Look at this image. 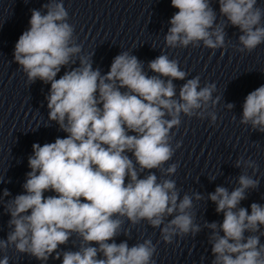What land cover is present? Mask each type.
Wrapping results in <instances>:
<instances>
[{"label":"clouds","instance_id":"1","mask_svg":"<svg viewBox=\"0 0 264 264\" xmlns=\"http://www.w3.org/2000/svg\"><path fill=\"white\" fill-rule=\"evenodd\" d=\"M218 4L220 16L226 18L219 23L211 0H171L178 11L170 18L166 46L195 47L202 42L209 49L224 48L229 24L241 33L238 51L251 52L264 43V7L257 6V0ZM43 8V14L31 10L30 27L18 38L13 56L30 83L39 79L50 84L48 120L67 135L32 145L24 192L6 204L10 231L0 239V250L14 246L42 262L55 253L53 258L62 257V264H155L156 246L150 239L129 246L127 241L116 243L115 237L125 219L160 228L165 243L201 232L191 209L193 196L197 201L203 197L185 193L181 198L174 180L158 179L152 170L163 176L176 172V164L163 167L174 154L170 131L179 126L182 113L204 118L209 102L215 106L220 99L212 96L216 85L201 87L196 76L174 98L173 80H184L187 73L164 54L148 64L157 75L145 73L142 62L127 51L102 75L93 69L91 56L79 55L82 46L75 43L62 0H48ZM74 56L79 66L57 79L62 67L75 63ZM208 115L215 123V113ZM240 123L264 132V85L246 96ZM243 163L256 169L253 161ZM238 185L231 192L218 186L208 196L216 212L223 213L222 222L204 224L210 230L211 264H264V205L252 203L250 213L239 206L246 190L257 188L259 181L241 174ZM10 195L5 189L2 197ZM73 235L80 240L78 250L59 251ZM0 264H9V257L3 256Z\"/></svg>","mask_w":264,"mask_h":264}]
</instances>
